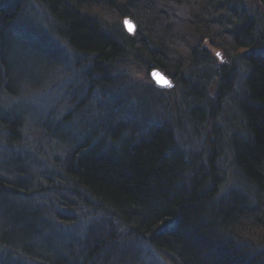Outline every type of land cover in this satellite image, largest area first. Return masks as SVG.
<instances>
[{"label": "trees", "instance_id": "trees-1", "mask_svg": "<svg viewBox=\"0 0 264 264\" xmlns=\"http://www.w3.org/2000/svg\"><path fill=\"white\" fill-rule=\"evenodd\" d=\"M36 2L90 83L39 112L35 148L0 110V264H264V0ZM19 4L0 0V28ZM132 63L171 79L174 107L129 83Z\"/></svg>", "mask_w": 264, "mask_h": 264}, {"label": "rangeland", "instance_id": "rangeland-1", "mask_svg": "<svg viewBox=\"0 0 264 264\" xmlns=\"http://www.w3.org/2000/svg\"><path fill=\"white\" fill-rule=\"evenodd\" d=\"M5 1L14 2L15 0ZM247 2L252 5L254 0H247ZM37 3L36 0H20L19 7H21V12L16 16L19 23L14 27L6 28L2 26L0 28V54L5 62L2 73L7 76L5 79H0V110L4 114L8 113L13 106L21 110L23 114L18 119L19 124L16 126L26 137V145H32L31 147L34 148L36 145L39 146L41 141L39 112L55 108L57 114L66 113L72 105L77 103V98L84 95L90 83V81L83 78L84 69L75 67L76 61L78 60L77 64H81L83 59L78 58V55H74L73 52L71 53L66 48L65 40L57 38L56 27L54 26L56 23L53 17ZM41 36L46 38L47 41L43 42L44 39ZM40 39L41 43H44V47L43 45L41 46L44 49L42 52L37 49L38 40ZM47 42L50 46H48ZM151 69L148 70V75H146L142 64L132 63L123 72L126 78H129V81L132 80V82H129L132 86H139L145 92L148 85L144 84H150L158 88L149 76ZM161 89L165 94L163 95L164 104L174 107L175 91L173 93L166 87H162ZM156 93L154 91L152 94L146 96L148 102H146L147 100L143 96H140L141 99L143 98L142 101L146 102V104L148 103L151 107L150 109L145 106L140 108L143 114H147L148 117L146 119L148 120L151 118L154 121L156 120L155 117H158V113L161 117L163 112H166L161 107H159L161 109H157L156 105L153 104L154 101L150 100L149 97L152 98V95ZM73 97H76V100L71 101ZM140 98L138 99L140 100ZM1 112L0 115H2ZM167 115L169 118L171 117L170 114ZM83 116L87 115L84 114ZM166 119L167 117L164 119L160 118L161 122H164ZM72 133L73 130L71 129L70 135ZM61 140L63 141V138ZM41 147H43V155L46 153L50 157L51 146L48 144L42 146L41 144ZM192 147L189 146L188 148ZM221 160L220 162L226 165V169H231L232 164L223 161V159ZM59 163L60 165L64 164L61 161ZM228 165L230 166L228 167ZM46 169L45 166L42 167L41 163H38L35 167H30L28 173H33L34 176L42 175L45 174L44 171ZM227 171L231 174L233 170ZM231 180L228 179L226 181L224 191L233 187L235 179ZM234 182L237 186L240 185L241 190L245 188L244 184ZM86 220L92 222L90 216Z\"/></svg>", "mask_w": 264, "mask_h": 264}, {"label": "water", "instance_id": "water-1", "mask_svg": "<svg viewBox=\"0 0 264 264\" xmlns=\"http://www.w3.org/2000/svg\"><path fill=\"white\" fill-rule=\"evenodd\" d=\"M121 24L127 34H134L136 31V23L130 18L125 16L121 19ZM149 76L153 79L155 84L159 87H172V83L168 76L161 72L158 68H152Z\"/></svg>", "mask_w": 264, "mask_h": 264}, {"label": "bare ground", "instance_id": "bare-ground-1", "mask_svg": "<svg viewBox=\"0 0 264 264\" xmlns=\"http://www.w3.org/2000/svg\"><path fill=\"white\" fill-rule=\"evenodd\" d=\"M87 112H89V108L87 109ZM84 115V113H82L81 114V116L83 117V119H85V116H83ZM86 125H88V123H87V121L86 122H84Z\"/></svg>", "mask_w": 264, "mask_h": 264}, {"label": "snow or ice", "instance_id": "snow-or-ice-1", "mask_svg": "<svg viewBox=\"0 0 264 264\" xmlns=\"http://www.w3.org/2000/svg\"><path fill=\"white\" fill-rule=\"evenodd\" d=\"M217 55H219V53H217Z\"/></svg>", "mask_w": 264, "mask_h": 264}]
</instances>
